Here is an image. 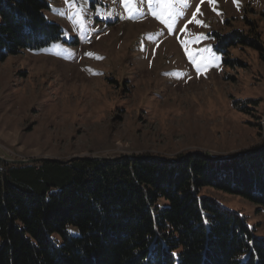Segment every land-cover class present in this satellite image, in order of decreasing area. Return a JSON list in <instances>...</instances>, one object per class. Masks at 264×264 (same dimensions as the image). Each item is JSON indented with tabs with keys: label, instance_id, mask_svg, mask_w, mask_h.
Returning a JSON list of instances; mask_svg holds the SVG:
<instances>
[{
	"label": "rangeland",
	"instance_id": "374dc122",
	"mask_svg": "<svg viewBox=\"0 0 264 264\" xmlns=\"http://www.w3.org/2000/svg\"><path fill=\"white\" fill-rule=\"evenodd\" d=\"M46 2V20L79 35L0 61V157L35 164L138 154L172 159L238 153L264 139V0H239V8L233 0H188L187 7L148 0ZM197 5V19L207 26L189 24V34L181 33ZM254 25L261 51L238 43L227 49L218 37ZM200 33L212 38L188 43L190 34ZM208 45L219 59L194 54L198 75L185 48ZM199 194L245 215L252 235L264 238L263 205L212 186ZM67 231L78 234L75 226ZM51 237L62 240L58 233Z\"/></svg>",
	"mask_w": 264,
	"mask_h": 264
},
{
	"label": "trees",
	"instance_id": "16d2710c",
	"mask_svg": "<svg viewBox=\"0 0 264 264\" xmlns=\"http://www.w3.org/2000/svg\"><path fill=\"white\" fill-rule=\"evenodd\" d=\"M47 8L46 0H0V61L57 41L61 28L46 20ZM254 27L218 37L227 49L261 51ZM204 186L264 206V139L237 155L0 159V264H264V238L245 215L201 197Z\"/></svg>",
	"mask_w": 264,
	"mask_h": 264
},
{
	"label": "snow or ice",
	"instance_id": "6c2138e0",
	"mask_svg": "<svg viewBox=\"0 0 264 264\" xmlns=\"http://www.w3.org/2000/svg\"><path fill=\"white\" fill-rule=\"evenodd\" d=\"M121 3L125 2V0H120ZM149 2V5H152L153 3H156V4H163L165 6L167 5H171L173 3H182L185 5V7H187L188 5V0H148ZM204 0H201V3H203ZM207 2L212 5L215 3V0H207ZM65 3L66 4H75L77 3V0H65ZM233 3L236 4L237 8H239V0H233ZM216 9L213 8V11H215ZM197 13H200V7L199 5L196 6V10L195 12L192 13V16L190 19H188L185 24H184V27L180 29V32L181 33H184L186 35H188L189 33L187 32V28H188V25L189 24H192L196 27H206L207 25H205L201 20L197 19ZM97 15H99V12L96 13ZM219 15V13H217ZM108 17H101V19H107ZM159 19V17H157ZM169 18L171 19V15L169 16ZM69 19L71 20V16H69ZM161 23L163 24H166V27L168 28V30L171 32L173 29L171 27L170 24H168L165 20H161ZM75 27V25H74ZM73 35H76L78 36L79 33H76L74 32L73 34H69L67 31H61L57 34V36L55 37V39H60L61 36H63L66 40H71L73 38ZM191 35V38L190 40L188 41L189 44H192V43H199L203 40H206V39H210L212 37H209L203 33H200V34H190ZM149 39H152V37H149ZM214 39V38H213ZM185 51L186 53L189 55V59L190 61L193 63V65L196 67V70H197V73L198 75L200 74L201 72V68L194 56V54L198 53V52H207V53H210L211 54V57L212 59L214 60H218L219 57L217 55V53L212 49V46L211 45H208L206 48H203V49H192L191 51H189V49L186 47L185 48ZM87 55L89 56H92L91 53H88ZM98 58V57H97ZM206 71V69H205ZM177 78H180V77H177ZM205 223H207V221H205ZM69 231H72L71 229H69Z\"/></svg>",
	"mask_w": 264,
	"mask_h": 264
},
{
	"label": "water",
	"instance_id": "95a60500",
	"mask_svg": "<svg viewBox=\"0 0 264 264\" xmlns=\"http://www.w3.org/2000/svg\"><path fill=\"white\" fill-rule=\"evenodd\" d=\"M242 152L240 151L238 153H235V155H237L239 153H242ZM127 156H132V155H127ZM152 156H155V155H152ZM158 157L167 159L166 157H163V156H158ZM89 158H95V159H111L110 157H103L102 158V157H99V156H92V157H89ZM0 159H2L4 161H7V162H10V163H13V164H24V163H28L29 164V163H33L36 160V159H26V160H20V159H5V158H2V157H0Z\"/></svg>",
	"mask_w": 264,
	"mask_h": 264
}]
</instances>
